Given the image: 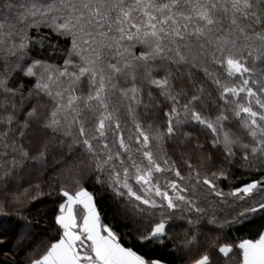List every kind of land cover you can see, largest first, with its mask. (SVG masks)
<instances>
[{"label":"snow or ice","instance_id":"snow-or-ice-1","mask_svg":"<svg viewBox=\"0 0 264 264\" xmlns=\"http://www.w3.org/2000/svg\"><path fill=\"white\" fill-rule=\"evenodd\" d=\"M41 29L63 42L61 62L30 54L54 47ZM0 61V186L11 192L0 214L15 212L23 264H166L142 248L170 240L185 211L188 264H217L213 254L264 264L260 232L238 245L195 234L201 198L231 197L237 222L264 214V172L231 183L237 163L264 161V0H3ZM141 106L155 109L148 120ZM169 141L186 149L178 160ZM49 157L59 166L43 178ZM94 185L112 194L128 233ZM47 204L52 224L40 229L31 213Z\"/></svg>","mask_w":264,"mask_h":264},{"label":"trees","instance_id":"trees-1","mask_svg":"<svg viewBox=\"0 0 264 264\" xmlns=\"http://www.w3.org/2000/svg\"><path fill=\"white\" fill-rule=\"evenodd\" d=\"M17 2H19V0H17ZM2 3L3 0H0V4ZM41 31L48 35V38L52 41L54 47H48L46 44L45 48L41 49L39 45H37L32 49L30 54L37 58H49L50 62L53 63L61 62L63 42H57L54 34L49 33L48 29H41ZM0 63H2V61H0ZM256 67L258 71L264 70V65H261L258 61L256 62ZM24 83L25 88H27V81L25 80ZM13 86H15V82H13ZM213 95L215 96V93H213ZM145 102L148 103L147 99H145ZM17 103H19V100H17ZM161 104H163L162 100ZM205 104L208 105L206 114L214 118L217 115V112L214 110L215 106L209 100H205ZM138 111L144 120H148L155 109H151L145 114V110L141 106ZM198 134L200 135L201 142H204L205 137L209 135L208 131L203 128L199 129ZM175 145H179V141H176ZM175 145L173 142L169 141L166 144V149L169 155H172L174 159L178 160L179 152L185 151L186 149L184 147L177 148ZM205 146L208 147L207 144ZM190 147L191 145H189V148ZM261 163H264V161H255L252 168L243 171L240 170V165L237 163L236 169L234 170L236 172V178L232 180V186H239L242 181L259 179L260 173L264 172V168L260 167ZM58 166V163L49 157L46 165L47 172L43 178L50 176ZM167 178L171 179V177ZM160 179L163 181L165 177H161ZM14 182L23 183V180L9 181L8 183L11 185ZM219 186L225 193L230 190L227 181L221 183ZM90 190L95 191V195L98 199V207L103 210L108 221L115 224L119 232L128 233L131 230V225L117 210L112 194L105 191L99 185H94ZM6 195L10 196L11 192L6 191L5 186H0V199H3ZM54 198L53 195L45 197L44 199L52 200ZM231 201V197H228L226 200H220L215 197H210L209 200H203L201 198L200 206L203 208V212L199 214V223L195 228V234L201 238V244H206L207 242L214 240L216 243L228 241L236 242L238 245L239 241L242 239H258L257 233H264V214L256 213L248 215L245 219L237 222L234 217L236 212L240 209H237L236 205ZM52 207V204H47L39 209L33 210L31 213L30 218L33 221L38 222L40 229H45L52 224L50 214ZM14 216L15 212L11 210H9L6 215L0 214V264H23L24 261V253L18 251L15 246L16 238L13 232ZM187 216L188 213L186 211L183 214L177 213L174 217L172 228L168 234L171 239L158 242L155 246L154 252L150 251V249L153 248V245L144 246L142 251L148 252L149 255L154 254L165 257L166 264H188L190 254L187 252V248H181L179 246L182 238L189 234L187 227L183 229L179 228V225L185 222ZM125 238L128 239L130 243H134L131 237L126 236ZM212 258L217 261V264H229V258L223 254H213Z\"/></svg>","mask_w":264,"mask_h":264},{"label":"rangeland","instance_id":"rangeland-1","mask_svg":"<svg viewBox=\"0 0 264 264\" xmlns=\"http://www.w3.org/2000/svg\"><path fill=\"white\" fill-rule=\"evenodd\" d=\"M264 234V233H263Z\"/></svg>","mask_w":264,"mask_h":264}]
</instances>
